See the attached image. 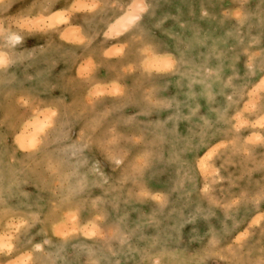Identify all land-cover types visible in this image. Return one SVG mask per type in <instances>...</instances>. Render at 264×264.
Wrapping results in <instances>:
<instances>
[{
	"label": "rangeland",
	"instance_id": "obj_1",
	"mask_svg": "<svg viewBox=\"0 0 264 264\" xmlns=\"http://www.w3.org/2000/svg\"><path fill=\"white\" fill-rule=\"evenodd\" d=\"M9 1L0 264H264V0Z\"/></svg>",
	"mask_w": 264,
	"mask_h": 264
},
{
	"label": "bare ground",
	"instance_id": "obj_2",
	"mask_svg": "<svg viewBox=\"0 0 264 264\" xmlns=\"http://www.w3.org/2000/svg\"><path fill=\"white\" fill-rule=\"evenodd\" d=\"M9 1V0H8ZM10 3H11V1H9V6H10ZM5 4H7V2L6 3H4V4H1L0 6L1 7H3ZM11 4H13V2L11 3ZM9 8V7H8ZM184 10V9H183ZM165 11V10H164ZM134 12V11H133ZM166 12V11H165ZM143 12H141L140 10L139 11H137L136 13L134 12V13H131V14H129V15H127V17H125V16H122V17H119L117 20H115L114 21V23L116 22V24H112L113 26L111 27V29L112 30H116V31H121V29L124 27H126L127 26V24H130V25H132V23L134 22V21H136L138 18H139V16H140V14H142ZM129 16V17H128ZM125 18V19H124ZM120 19V20H119ZM121 19H122V21H123V19L125 20V21H123L125 24L124 25H126V26H123L122 25V21H121ZM127 19V20H126ZM172 19V18H171ZM202 19V18H201ZM26 20V19H25ZM120 21V22H119ZM126 21H127V23H126ZM118 23L119 24H121V26L122 27H120V25L118 26ZM117 27H116V26ZM115 26V27H114ZM118 28H121V29H118ZM188 29V28H187ZM135 31H137L136 29H135ZM133 33H134V31H133ZM132 34V33H131ZM13 37H18V39H19V35H18V33L16 32V31H11V30H9L5 35H3L2 36V39L0 38V53H3L4 55H2V56H4L5 57V54L7 55V57H9L11 60H14V61H16V62H22L23 61V58L21 57V56H19V52H17L16 50H15V48H13L12 47V44H14V43H12L11 44V46H10V44H9V42H6V40H12V41H17V40H14L13 39ZM200 40V39H199ZM16 45V44H15ZM16 47V46H15ZM174 47L177 49V46L176 45H173V50H170L171 52H175L176 53V55L178 56V51L176 50V49H174ZM171 48V47H170ZM18 49V48H17ZM163 49V48H162ZM219 49V48H218ZM198 52V51H197ZM196 53V52H195ZM200 53H203V51L202 52H200ZM207 53V52H206ZM191 54V53H190ZM1 55V54H0ZM191 56V55H190ZM234 56V55H233ZM203 58H204V55L202 56ZM189 58V57H188ZM217 58H218V56H217ZM187 58H186V56H184V54H179V56H178V65H177V67H178V70L176 71V72H178V73H181V71H184V70H181V68H183L182 66H183V64H184V61L186 60ZM261 60H263V59H261ZM260 60V61H261ZM191 61V60H190ZM41 62V61H40ZM205 62H207V61H205ZM188 63V62H187ZM263 62H261V64H262ZM23 64V63H22ZM20 65L21 67L23 66V65ZM216 64H218V63H216ZM40 65V64H39ZM18 67L17 68V70H18V73L19 72H22L23 71V68H21V67ZM195 66V65H194ZM194 66H193V68H194ZM259 66H260V63H259ZM44 67V66H43ZM218 67V65L214 68V73H215V75H216V72H215V69ZM30 68H32V67H30ZM29 68V69H30ZM190 68H192V67H190ZM6 69V68H5ZM3 70V69H2ZM32 70V69H31ZM40 70V69H39ZM176 70V69H175ZM181 70V71H180ZM192 70H194V69H192ZM217 70V69H216ZM1 71V70H0ZM14 70H11V69H7V70H3L2 72H0V75H2L1 76V78H0V80H4V79H8L9 80V76L11 77V75L13 74L12 72H13ZM220 70H218L217 72H219ZM184 74H186V73H183L182 74V76L184 75ZM178 75V74H177ZM32 76V75H31ZM179 76V75H178ZM182 76L180 77V79L182 78ZM218 76V75H217ZM33 77V76H32ZM183 77H188V75L186 76H183ZM213 78H214V75H213ZM180 79H177V80H180ZM177 82V81H176ZM178 85V84H177ZM31 86V85H30ZM115 86V85H114ZM179 86V85H178ZM116 87V89L118 90L119 88L117 87V86H115ZM31 88H32V86H31ZM212 90V89H211ZM41 92V91H40ZM130 92V91H129ZM211 92V91H210ZM132 93V92H131ZM197 94V93H196ZM36 95V94H35ZM134 95V94H133ZM41 96V95H40ZM39 97V96H38ZM38 97L36 98V100H38ZM141 97V96H140ZM125 98V97H124ZM134 98V97H133ZM42 100V99H41ZM43 101V100H42ZM147 101V100H146ZM37 102V101H36ZM133 102V101H132ZM148 102V101H147ZM135 103V102H134ZM48 105V104H47ZM148 106V105H147ZM144 107V106H143ZM146 107V106H145ZM61 109V108H60ZM202 109V108H201ZM201 111V110H200ZM49 113H50V116L52 117V114H53V112L52 111H49ZM169 124V123H168ZM171 124V123H170ZM27 126V125H26ZM27 128V127H26ZM24 131V130H23ZM26 131V130H25ZM150 131V130H149ZM157 131H159V130H157ZM160 131H161V129H160ZM162 131H164V130H162ZM161 131V132H162ZM55 132V130L53 131V133ZM149 137H150V135H149ZM151 141V140H150ZM44 143V146H43V148H41V152L39 151V153L37 154V156H39L40 158L41 157H43L44 156V154L46 153L45 151V147H46V145H47V143H48V140H46L45 142H43ZM156 144V143H155ZM201 146V145H200ZM200 148V147H199ZM174 150V149H173ZM194 150V149H193ZM207 154V157H209L210 155H211V151L210 152H207L206 153ZM46 155V154H45ZM194 156V155H193ZM38 158V157H37ZM203 159H205V158H203ZM200 161H202L201 159H200ZM206 163V162H205ZM204 163V164H205ZM5 167H6V163L4 162V160L2 159V153H0V173H4L5 171H4V169H5ZM1 174V175H2ZM36 199V198H35ZM17 240H18V238H17ZM21 244H23V238L21 239V241H19L18 242V247H19V245H21ZM39 260V259H38Z\"/></svg>",
	"mask_w": 264,
	"mask_h": 264
},
{
	"label": "snow or ice",
	"instance_id": "obj_3",
	"mask_svg": "<svg viewBox=\"0 0 264 264\" xmlns=\"http://www.w3.org/2000/svg\"><path fill=\"white\" fill-rule=\"evenodd\" d=\"M13 39L17 40L18 37H13ZM7 63H8L7 59L3 56H0V68H5L7 66ZM262 74H264V73H262ZM262 103H264V100H262ZM31 147L34 150H39L38 144L35 140L32 142ZM6 247H7V245L0 243V252H3Z\"/></svg>",
	"mask_w": 264,
	"mask_h": 264
},
{
	"label": "crops",
	"instance_id": "obj_4",
	"mask_svg": "<svg viewBox=\"0 0 264 264\" xmlns=\"http://www.w3.org/2000/svg\"><path fill=\"white\" fill-rule=\"evenodd\" d=\"M13 2V1H12ZM11 2V3H12ZM10 3V6H9V1L7 2V4H5L3 7H1L0 6V19H1V17H5L6 16V14L9 12V11H11L13 8H14V6H13V4H14V2H13V4H11ZM1 5V4H0ZM9 7V8H8ZM0 38L2 39V36H0ZM10 59V58H9ZM11 60V59H10ZM12 62V61H11ZM12 66V65H11Z\"/></svg>",
	"mask_w": 264,
	"mask_h": 264
}]
</instances>
